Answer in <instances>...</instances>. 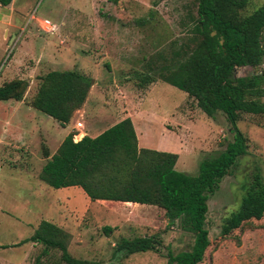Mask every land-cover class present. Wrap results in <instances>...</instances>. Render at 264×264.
Returning a JSON list of instances; mask_svg holds the SVG:
<instances>
[{
  "label": "rangeland",
  "instance_id": "obj_1",
  "mask_svg": "<svg viewBox=\"0 0 264 264\" xmlns=\"http://www.w3.org/2000/svg\"><path fill=\"white\" fill-rule=\"evenodd\" d=\"M263 4L254 0L245 13ZM190 11L193 0H12L0 6V86L32 76L25 80L21 101H0V264H65L56 248L22 243L42 221L72 233L68 253L77 260L166 264L168 251L191 249L193 238L168 228L158 207L91 203L80 188L55 190L42 183V144L53 154L60 146L59 127L30 106L41 76L76 70L91 80L80 122L99 123L104 130L130 115L150 144L174 145L178 172L196 175L204 158L232 141L229 125L221 114L210 120L193 99L154 72L174 56V42H180ZM44 19L55 26L53 32L41 29ZM250 73L247 67L235 71L238 77ZM145 75L153 82H143ZM163 127L172 135L163 134ZM238 128L247 138L248 154L207 202L210 245L201 264H264V217L228 239L219 234L222 218L240 203V182L254 163L264 178V116L243 115ZM105 227L111 231L105 233ZM151 236L159 243L157 251L130 256L115 251L123 239Z\"/></svg>",
  "mask_w": 264,
  "mask_h": 264
},
{
  "label": "trees",
  "instance_id": "obj_2",
  "mask_svg": "<svg viewBox=\"0 0 264 264\" xmlns=\"http://www.w3.org/2000/svg\"><path fill=\"white\" fill-rule=\"evenodd\" d=\"M12 0H0L6 7ZM254 0H193L194 11L180 42H174V56L167 65L154 70L162 82L184 92L208 118L221 114L229 125L232 141L220 153L204 158L196 175L178 172V155L139 148L129 118L119 121L95 138L73 142L65 137L50 154L42 144L46 159L38 178L55 190L80 188L90 201H110L155 206L164 211L168 228L190 235L189 251L172 254L166 264H201L210 245L206 216L208 200L222 179L248 154L247 138L238 128L243 115L264 116V4L246 14ZM252 73L235 75L238 68ZM255 71V72H254ZM145 83L153 77H142ZM91 80L76 70L50 71L39 78L30 106L65 127L86 101ZM28 82L13 79L0 86V101H21ZM242 192L236 210L221 220L219 234L228 239L252 220L264 217V178L260 167L252 169L240 182ZM105 227L104 232L109 233ZM71 235L42 221L24 242L41 243L61 252L65 264H99L73 259L68 253ZM154 237L123 239L115 251L125 256L157 251ZM4 248V247H2Z\"/></svg>",
  "mask_w": 264,
  "mask_h": 264
},
{
  "label": "crops",
  "instance_id": "obj_3",
  "mask_svg": "<svg viewBox=\"0 0 264 264\" xmlns=\"http://www.w3.org/2000/svg\"><path fill=\"white\" fill-rule=\"evenodd\" d=\"M12 37H11V40H13L15 38V33H12ZM11 43V42H10ZM29 79H32V76L28 79H25V80H29ZM84 108L82 107L80 110H77L73 113L72 115V121L70 120V124H67L65 127H62L60 126L58 123V127H59V135H60V144L63 142V140L65 139V137L69 134H71L70 132H73V142H78L82 137L84 136H88L90 138H95L97 137L99 134H101L102 132H104L106 129L110 128V127H107L106 129L104 130H99L98 128V125L99 123H96L95 125H93L92 123H88L86 121H83V122H80L79 119V115L81 112H83ZM50 118V117H49ZM125 118H129L132 122V125L135 129V133H136V137H137V144H138V147L139 148H144V149H149V150H156V151H162V152H174V145L173 144H165V145H153V144H150L144 137V131L139 128V125L135 122V119H133L130 115H127L125 116L124 118H122L121 120H124ZM73 119H75V121H77V124H81L83 130H79L77 129L76 125H74V122H73ZM99 120V119H98ZM98 120H94V121H98ZM120 120V121H121ZM211 120V119H210ZM100 122V121H98ZM119 121H117L116 123H118ZM115 123V124H116ZM97 125V126H96ZM114 125V124H113ZM112 125V126H113ZM163 134L165 135H172V131L167 129L166 127H163ZM86 129V130H85ZM138 129V132L137 130ZM78 136H81L79 137L78 139H76V137ZM43 142H46V141H43ZM176 154V153H175ZM179 156V155H178ZM180 159V157H178V160ZM177 160V161H178ZM176 166V165H175ZM78 187H69V188H64V189H68L69 191H74L75 189H77ZM59 190V189H58ZM84 193V192H83ZM85 195V193H84ZM86 196V195H85ZM86 198L89 200V198L86 196ZM90 201V200H89ZM91 203H95V202H104V201H95V202H92L90 201ZM105 202H108V201H105ZM110 202V201H109ZM118 203H121V204H125V205H135L137 206L138 204H133V203H123V202H118ZM141 206V205H140ZM58 225V227L62 228V225L59 226L58 223H55ZM72 238H73V235L72 233H69ZM1 247V245H0Z\"/></svg>",
  "mask_w": 264,
  "mask_h": 264
},
{
  "label": "built area",
  "instance_id": "obj_4",
  "mask_svg": "<svg viewBox=\"0 0 264 264\" xmlns=\"http://www.w3.org/2000/svg\"><path fill=\"white\" fill-rule=\"evenodd\" d=\"M42 24L43 26L41 27V29L44 31V32H47V33H51L55 30V26L52 25L48 20L44 19L42 20ZM262 70H264V65L262 66Z\"/></svg>",
  "mask_w": 264,
  "mask_h": 264
}]
</instances>
